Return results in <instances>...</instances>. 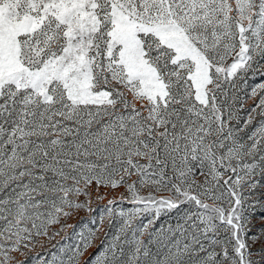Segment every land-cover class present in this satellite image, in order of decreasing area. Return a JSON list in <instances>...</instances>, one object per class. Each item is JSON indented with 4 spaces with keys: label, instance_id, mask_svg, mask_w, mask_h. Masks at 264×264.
I'll list each match as a JSON object with an SVG mask.
<instances>
[{
    "label": "snow or ice",
    "instance_id": "snow-or-ice-1",
    "mask_svg": "<svg viewBox=\"0 0 264 264\" xmlns=\"http://www.w3.org/2000/svg\"><path fill=\"white\" fill-rule=\"evenodd\" d=\"M29 252L264 264V0H0V264Z\"/></svg>",
    "mask_w": 264,
    "mask_h": 264
},
{
    "label": "rangeland",
    "instance_id": "rangeland-1",
    "mask_svg": "<svg viewBox=\"0 0 264 264\" xmlns=\"http://www.w3.org/2000/svg\"><path fill=\"white\" fill-rule=\"evenodd\" d=\"M251 104H252V101L249 100V101L245 104V106H244L245 109H248V108L251 106ZM241 116H242V118H243V117H246V112L241 113ZM101 191L103 192V191H105V190H104V189H101ZM121 191H123V189H120V190H118V191H116V192H109V193H108V196H109V198L117 197V196L119 195V192H121ZM157 195L167 196L168 193H167V192H161V193H158ZM106 203H107L106 200H103V201H99V202H97V203H94L92 206H93L94 208L97 209V211H96L95 213L90 214V213H88V212H86V211L81 210L80 212L74 214L73 217H71L66 223H68V224H72V225H75V223L77 222V220H78L79 218H81V217H87V218L89 219V221H90V218H91L92 216H95L96 218H98V216H99V210H100L101 208H103V206H104ZM123 207L127 208V207L124 206V205H123ZM175 217H176V213H175V212H173V213H171V214H169V215H163V216L160 218V220L158 221L157 226H159V224H161V223H164V224H166V223H168V222L175 223ZM86 224H87L86 222H81L80 225H78V228H77L76 231H79V230H80L82 227H84V225H86ZM57 227H58V226H57ZM257 227H258V226H257ZM70 231H71L70 229H67V230H66V233H65V232H61L60 235H59V236H56L55 239H53L51 242H48L45 238L41 237V238H40V242H43V244H44V246H45V249L55 250V249H52V248H51V245H53V244L58 245V242L61 241V240H64V241H65V242H64L65 244H66V243H72V242L74 241V239H75L74 233H73V232H70ZM113 232H114V228H113ZM66 234H67V238H66V239H62V237H65ZM97 242H98V240L96 241V243H97ZM256 247H259V245H257ZM35 251H37V252H43V251H44V249H41V248H40V246H39V242H38V244H37V248H36ZM91 251H93V249H92ZM29 255H33V256H34V255H35V252H29V253H28V257H29ZM17 260H25V257L20 256L19 254H17ZM26 264H33V261L31 260V258H28V259H27Z\"/></svg>",
    "mask_w": 264,
    "mask_h": 264
},
{
    "label": "trees",
    "instance_id": "trees-1",
    "mask_svg": "<svg viewBox=\"0 0 264 264\" xmlns=\"http://www.w3.org/2000/svg\"><path fill=\"white\" fill-rule=\"evenodd\" d=\"M124 206L129 207V205H124ZM173 212H175V211H173ZM173 212H172V213H173ZM81 222H86L87 225L90 226V221H89V219H88L87 217H81V218H79V219L77 220V222L75 223L76 230H77V228H78V225H80ZM104 227H105V230L110 231V232H113V229H109V228L107 227V223L105 224ZM70 230H71L70 232H73L72 229H70ZM102 235H103V234L101 233V237H102ZM64 242H65L64 240L59 241V242H58V246H59V245H63V244H65ZM97 243H99V240H98ZM93 251H95V249H93ZM41 253H43V252H41ZM32 256H33V255H29L28 258H31Z\"/></svg>",
    "mask_w": 264,
    "mask_h": 264
}]
</instances>
